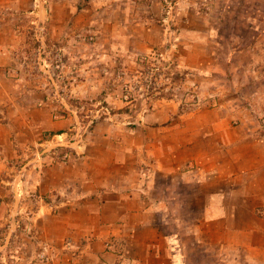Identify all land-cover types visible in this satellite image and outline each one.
Listing matches in <instances>:
<instances>
[{
  "label": "rangeland",
  "instance_id": "1",
  "mask_svg": "<svg viewBox=\"0 0 264 264\" xmlns=\"http://www.w3.org/2000/svg\"><path fill=\"white\" fill-rule=\"evenodd\" d=\"M155 147L167 170L176 153L194 169L264 166V0H0V264L73 261L55 216L116 159L159 171ZM240 220L264 228V206Z\"/></svg>",
  "mask_w": 264,
  "mask_h": 264
},
{
  "label": "crops",
  "instance_id": "2",
  "mask_svg": "<svg viewBox=\"0 0 264 264\" xmlns=\"http://www.w3.org/2000/svg\"><path fill=\"white\" fill-rule=\"evenodd\" d=\"M161 131L154 132L156 146L167 139ZM151 133L152 129L145 131V141L151 140ZM158 150L155 147L159 171L129 172L116 159L117 170L104 176L108 184L89 186L67 204V213L55 216L61 230L58 239L74 238L73 260L77 264H191L189 256L198 251L208 260L206 264H240L245 246L248 264H264V228L256 226L257 216L254 226L251 220L245 224L240 220L244 206L254 210L264 206V197L253 190L262 183L264 166L255 172L229 174L220 168L194 169L176 153L167 170L166 157ZM183 163L186 167L181 169ZM166 177L171 188L156 185V178ZM195 208L201 210L198 215ZM170 221L176 229L167 234L162 228Z\"/></svg>",
  "mask_w": 264,
  "mask_h": 264
},
{
  "label": "built area",
  "instance_id": "3",
  "mask_svg": "<svg viewBox=\"0 0 264 264\" xmlns=\"http://www.w3.org/2000/svg\"><path fill=\"white\" fill-rule=\"evenodd\" d=\"M62 264H77L74 260L71 262H66V263H62Z\"/></svg>",
  "mask_w": 264,
  "mask_h": 264
}]
</instances>
